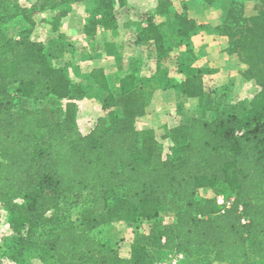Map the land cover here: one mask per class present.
Returning <instances> with one entry per match:
<instances>
[{"label": "trees", "instance_id": "1", "mask_svg": "<svg viewBox=\"0 0 264 264\" xmlns=\"http://www.w3.org/2000/svg\"><path fill=\"white\" fill-rule=\"evenodd\" d=\"M16 1L0 0V209L15 232L0 244V264L29 256L47 264H161L164 254L198 250L215 262L264 264V0H255L252 14L233 0L219 28L231 65L253 84L246 111L183 116L173 128L172 156H165L152 128L136 125L146 100L134 74L123 76L115 93L104 70L93 69L107 95L96 123L83 133L75 102L57 103L72 94L65 69L30 29L19 37L4 31ZM78 1L36 0L25 19L34 27L36 15L57 11L49 21L54 28L61 8ZM100 1L109 9L115 0ZM169 5L158 0L154 12ZM138 41L165 49L154 22ZM187 68L177 87L201 103L204 70ZM46 100L54 102L41 104ZM218 195L234 201L222 209ZM74 206L83 207L78 220L87 228L73 219ZM163 215L171 221H162ZM116 221L135 230L129 257L93 234ZM143 222L152 223L149 231L141 230Z\"/></svg>", "mask_w": 264, "mask_h": 264}, {"label": "rangeland", "instance_id": "2", "mask_svg": "<svg viewBox=\"0 0 264 264\" xmlns=\"http://www.w3.org/2000/svg\"><path fill=\"white\" fill-rule=\"evenodd\" d=\"M157 1L115 0L109 9L100 0L70 2L61 8L64 15L53 28L49 21L57 11L36 15L38 23L33 27L25 19V10L36 0H17L18 5L13 9L15 15L7 21L4 31L9 36L19 37L24 29H30V37L42 41L51 61L65 69L72 94L70 99L57 103L64 106L67 101L75 102L83 133L96 123L107 95L92 78L93 69L104 70L109 87L115 93L121 90L123 76L134 74L135 84L145 90L146 100L144 114L137 118L136 125L140 131L152 128L164 147L165 156H172L173 128L180 124L183 116L202 115L211 119L215 110L222 108L243 115L253 84L231 65L227 41L220 35L219 28L225 24L233 0L206 3L204 0H170L168 10L160 13L154 12ZM240 1L248 14L254 13L255 0ZM150 22L159 27L163 36L165 49L162 52L153 41L147 44L138 41L140 31ZM197 29L203 31L204 39L196 35ZM187 66L204 70L207 95L201 103L187 98L177 87L178 80L190 71ZM53 102L46 100L41 104ZM209 108L214 110L207 111ZM206 195L214 194L208 191ZM82 208L74 206L71 213L75 222L82 224L81 228H87L86 223L78 220ZM160 218L164 222L171 221L168 215ZM151 226L152 223L143 222L141 230L149 231ZM93 234L110 241L121 256H130L132 244L129 246L125 241L134 237L135 230L126 222L109 223L102 229H94ZM163 256L162 261L173 259L175 254ZM5 262L12 264L9 259ZM179 262L225 264L215 262L213 255L203 250L195 251L192 256L184 255ZM20 264L47 263L29 256L26 260L22 258Z\"/></svg>", "mask_w": 264, "mask_h": 264}, {"label": "built area", "instance_id": "3", "mask_svg": "<svg viewBox=\"0 0 264 264\" xmlns=\"http://www.w3.org/2000/svg\"><path fill=\"white\" fill-rule=\"evenodd\" d=\"M218 203L221 205L222 209L229 207L234 201V196L227 198L224 195L217 196ZM245 221V219H243ZM14 230L11 227V223L8 217V213L5 209H0V244L5 240V238L10 237L14 234ZM183 254H176L173 259L164 260L161 264H180V259L183 258Z\"/></svg>", "mask_w": 264, "mask_h": 264}, {"label": "crops", "instance_id": "4", "mask_svg": "<svg viewBox=\"0 0 264 264\" xmlns=\"http://www.w3.org/2000/svg\"><path fill=\"white\" fill-rule=\"evenodd\" d=\"M196 35H197V36H200L201 39H202V38L204 39L203 31H202V30L196 31ZM121 235H123V234H120V236H121ZM125 236H126V235H125ZM133 236H134V235H133ZM127 237H128V235H127ZM133 238H134V237H133ZM133 238H131V239H130V238H127L125 242L128 243V245L130 246V245L132 244Z\"/></svg>", "mask_w": 264, "mask_h": 264}]
</instances>
